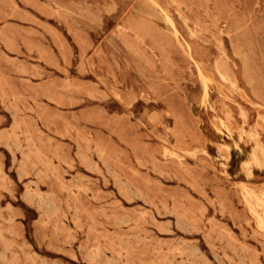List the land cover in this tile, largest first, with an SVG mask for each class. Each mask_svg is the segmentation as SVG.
Masks as SVG:
<instances>
[{"label": "rangeland", "instance_id": "374dc122", "mask_svg": "<svg viewBox=\"0 0 264 264\" xmlns=\"http://www.w3.org/2000/svg\"><path fill=\"white\" fill-rule=\"evenodd\" d=\"M0 264H264V0H0Z\"/></svg>", "mask_w": 264, "mask_h": 264}]
</instances>
